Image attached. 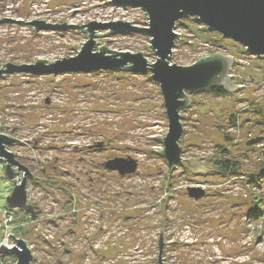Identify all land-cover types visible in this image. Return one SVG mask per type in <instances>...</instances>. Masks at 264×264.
Masks as SVG:
<instances>
[{
	"label": "rangeland",
	"instance_id": "1",
	"mask_svg": "<svg viewBox=\"0 0 264 264\" xmlns=\"http://www.w3.org/2000/svg\"><path fill=\"white\" fill-rule=\"evenodd\" d=\"M6 17L16 21L0 22V69L7 62L73 57L88 41L86 30L35 31L28 21L149 23L142 8L112 0H0V19ZM196 19L177 22L181 39L172 62L187 66L215 52L230 56V78L241 87L226 95L190 94L191 106L181 111L183 161L171 170L154 151L164 149L170 124L151 71L0 76V133L17 139L8 146L34 174L28 205L36 209L37 224L25 221L18 230L33 264H158L161 231L167 264H264V179L260 186L251 183L264 167V56ZM97 32L104 35H96V51L106 45L157 60L149 35ZM121 156L136 158L138 171L120 175L105 167ZM226 157L238 161L242 176L215 172L212 162ZM186 159L205 170L186 167ZM3 170L1 164L7 204L14 185ZM191 186L205 188L206 195L193 199ZM255 195L263 197L262 212L252 217ZM15 216L21 225L25 210ZM6 262L17 264L16 257Z\"/></svg>",
	"mask_w": 264,
	"mask_h": 264
},
{
	"label": "water",
	"instance_id": "2",
	"mask_svg": "<svg viewBox=\"0 0 264 264\" xmlns=\"http://www.w3.org/2000/svg\"><path fill=\"white\" fill-rule=\"evenodd\" d=\"M113 4L128 5L142 8L149 23L147 27L136 26L134 21L115 20L109 22H97L93 20L88 24L47 23L46 20L28 21L34 26L33 30H67L79 28L86 30L88 41L84 43L80 53L73 57H62L59 60L37 59L35 63L29 64H2L0 76L8 73H32L41 74H63V73H89L99 70L130 71L135 74H147L152 72L153 80L160 85L164 94V103L169 120V131L163 138L164 149L158 151L162 157H166L168 167L173 169L176 164L183 161V146L180 140L184 134V124L181 120V111L191 106L190 94L204 93L208 90L223 88L236 90L241 85H233L230 71L234 60L230 56L219 53H211L204 56L192 65H178L172 62V53L177 40L181 35L176 31L177 22L181 19L197 17L202 24H205L209 31H216L224 37L233 39L243 45L247 52L259 57L264 56V0H112ZM16 21L10 17L2 18L1 21ZM26 22L24 20H17ZM86 27V28H85ZM109 29L111 34L137 33L141 32L150 36L151 46L155 51L157 60L149 62L144 52L133 53L130 51H114L104 46L94 50L98 30ZM183 39V38H182ZM6 66V67H5ZM17 140L0 134V156L5 158L7 163L5 175L14 182V188L7 197L9 207L23 209L27 205V182L33 178L30 169L21 163L14 153L7 150V146ZM186 167L198 172L205 170V166L199 161L185 160ZM13 165L24 170V178L20 184L13 179L17 172H14ZM139 161L133 157H114L105 164V167L117 171L120 175L132 174L138 171ZM2 176V175H1ZM5 177V176H2ZM191 197L197 201L206 195V189L201 186L189 187ZM159 239L160 252L158 264L164 262V242L161 231ZM13 237L14 235L11 234ZM16 239V238H15ZM15 245L2 244L0 252L11 253L16 257L17 264H33L34 254L28 247L27 241L17 238Z\"/></svg>",
	"mask_w": 264,
	"mask_h": 264
},
{
	"label": "trees",
	"instance_id": "3",
	"mask_svg": "<svg viewBox=\"0 0 264 264\" xmlns=\"http://www.w3.org/2000/svg\"><path fill=\"white\" fill-rule=\"evenodd\" d=\"M197 21H199V20H197ZM117 70H119V69H117ZM117 70H115V71H117ZM211 92L215 93V94L217 93V94H220V95H226L227 94V91L225 89H223V88H219V89H216V90H211ZM212 166H214L215 172L218 175H223V176L224 175H231V174L236 175V176H242L243 175L241 170H240V165H239L238 161H233L231 158L230 159L227 158V157L226 158H220L217 161H213L212 162ZM30 179L34 180V177L30 178ZM262 179H264V167L261 169L260 173H257L256 175H253V178L251 179V183L252 184L254 183L257 186H260V183L262 182ZM254 197L255 198H254L253 203H252V205L250 207L252 209H251V211H249V214L252 217H254L258 213L262 212L261 206H262V203H263L262 195H255ZM6 205H8V204H6ZM24 207L25 208H23V209H20V208H13L12 209L14 214H15V211H18V210H23L24 211L25 210V218L23 219V223L22 224H24L25 221L29 223L30 221L36 219V209L33 206L28 205V202H27V205L24 206ZM15 209H18V210H15ZM17 220H16V224H17ZM21 225L20 226L18 225V226L20 228H25L24 227L25 225H22V227H21ZM6 256L15 258L14 255L11 254V253H8Z\"/></svg>",
	"mask_w": 264,
	"mask_h": 264
},
{
	"label": "built area",
	"instance_id": "4",
	"mask_svg": "<svg viewBox=\"0 0 264 264\" xmlns=\"http://www.w3.org/2000/svg\"><path fill=\"white\" fill-rule=\"evenodd\" d=\"M6 148L8 151L14 153L16 158L20 154V152L15 151L13 148H10V146H7ZM21 163H24V162H21ZM1 164L4 166L3 171L5 173V167H6L7 163L0 156V165ZM24 164L28 166V164H26V163H24ZM28 167L30 169V166H28ZM13 168H15L14 172H17L13 179L17 180L16 184H20L24 178L25 171L18 169L19 166H16V165H13ZM30 172L32 173L31 169H30ZM33 176H34V174H33ZM29 180H31V179L29 178ZM27 184H28V182H27ZM13 185H14V182H13ZM29 192H30V186L28 185L27 186L28 202L30 200ZM16 220H17V218L15 217V214L12 211V208L4 203V197L2 196V194L0 192V247L4 243H7V244L12 245V246L17 243L16 239L18 238V230L20 229V227H19L20 225L18 226L16 224ZM37 222H39V221H37ZM29 223H32L33 225L37 224L35 219L30 221ZM22 225H25V224H22ZM22 225H21V227H22ZM11 234H13L14 237ZM7 254H5V253L3 254L2 252H0V264H7V262H6V258H7L6 255Z\"/></svg>",
	"mask_w": 264,
	"mask_h": 264
},
{
	"label": "flooded vegetation",
	"instance_id": "5",
	"mask_svg": "<svg viewBox=\"0 0 264 264\" xmlns=\"http://www.w3.org/2000/svg\"><path fill=\"white\" fill-rule=\"evenodd\" d=\"M6 67V66H5Z\"/></svg>",
	"mask_w": 264,
	"mask_h": 264
}]
</instances>
